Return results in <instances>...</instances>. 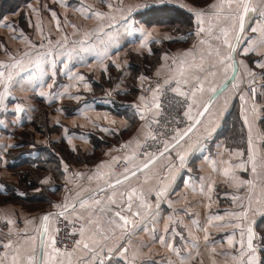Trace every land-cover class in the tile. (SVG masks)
<instances>
[{"label": "snow or ice", "instance_id": "6c2138e0", "mask_svg": "<svg viewBox=\"0 0 264 264\" xmlns=\"http://www.w3.org/2000/svg\"><path fill=\"white\" fill-rule=\"evenodd\" d=\"M169 2L171 0H155L157 5ZM101 3H105V0H101ZM61 6L71 7L65 3H61ZM151 6L148 3L125 5L123 0H120L118 4L106 3V11L94 9L83 3L73 10L79 12L85 20H95L97 22L95 32L97 33H104L105 28L110 31L119 17L127 31L141 33L140 47L145 48L152 33L146 32L143 27H134L135 13ZM28 7L34 14L40 11L32 5ZM181 7L185 5L182 4ZM188 11L194 16L196 25L191 34L194 37L192 47L180 53L179 56L169 57L165 54L163 59L166 62L169 59L172 61L168 66L171 75L157 80L154 87L147 89L149 95H140L139 103L132 105L135 115L144 123L136 136L113 149L116 152H124V155L122 157L112 156L110 162L101 161L97 164L96 172L87 177L88 186H78L74 194L73 190L66 189L68 194L65 195L63 201L51 205L58 211L42 215L39 224L31 219L25 220L23 237L13 239L11 226L15 224V221L6 218L9 231L8 238L0 241V247L3 249L0 251V264H136L139 247H146V245L139 246L129 258V249L132 246L130 237L137 231L138 223H144L142 230L147 232L146 221L148 218L155 220L150 198L154 193L155 206L159 209L161 199L167 198L170 194L175 174L185 168L189 173L192 172V169L187 167L189 153L194 146H198L203 151L201 142L211 138L233 97H238L240 100V117L243 120V127L248 132L247 159H243L245 152L239 149H225L226 157L224 152H218L219 159L203 157L212 171L222 177L225 183L234 187L237 192L244 189L246 193L243 196L232 195V201L238 203L239 211L225 212L223 215L212 216L208 220L209 225H212L214 220L224 221L213 225L214 227L233 229L232 233L227 236V244L231 251L217 253L214 247L209 248L208 229L204 227L201 230L205 233V247L210 252L211 264H218L215 259L217 255L224 257V264H264V259H262L264 235L258 236L251 219V216L257 213L264 215V150L258 149L252 138L254 121L258 118L259 112L264 109H258L256 103L255 72L243 60L239 62L244 69L245 76L253 78L248 81L251 92L249 96L248 92L242 88L244 80L240 76L236 61L238 50L244 56L254 53L260 57L255 61L256 66L264 69V0H256V2L254 0H212L206 8H188ZM252 13H257L259 19L255 25L246 27V22ZM51 18L55 22L56 31L62 33L60 39L54 42L50 37L44 36L41 26L37 24L36 31L41 35L39 44L31 41L21 30L19 37L14 36L13 39H23L26 50H17L12 53L5 49L7 59L0 60V109H7L5 101L12 95L14 87L19 85L23 90L30 85V81H25L24 77L20 76L21 72L29 67L35 68L40 76L41 87H43L45 83L43 77L48 75L45 64H50L52 83L47 86L51 88L55 83L57 73L64 71V69L57 68L55 55H66L70 59L72 51L75 50L72 48L54 55L55 47L67 49L71 43L73 46L78 44L83 48L86 46L87 38L92 35V30L84 31L79 41H70L69 34L63 32V28L71 27L73 36L80 33V28L71 23L67 16L62 24L55 11H51ZM6 20L7 16H0V26L16 32L15 25L5 23ZM249 31L257 35H245ZM166 38L171 39V37ZM38 49L46 50L38 51ZM106 55V52L103 55L98 54L97 58L102 63ZM49 57L53 58L49 60ZM61 63L64 62L61 61ZM116 67L119 65L117 64ZM163 67L164 65L156 70L157 77L161 76ZM68 76L70 80L83 83L85 89L89 88L83 75L72 73L69 70ZM139 79L143 82L149 77L141 75ZM261 79H264V74L261 75ZM72 87H77V85L65 86L63 92L55 94L56 98L69 95L70 99L79 101L80 95L73 96L68 93V89ZM141 87L143 88V84ZM166 91L174 94L173 99L180 98L175 102L183 108L182 116L188 122L183 129L174 127L171 135L166 133L167 124L163 125V130L157 131L153 128V125L160 126L161 124L159 119L162 113L161 97ZM40 95L48 94L41 91ZM221 99L222 104L217 106V102ZM249 100L252 102L250 109L248 108ZM89 107L91 105H85V108ZM23 111L22 105H15L18 121L19 114ZM80 111L83 114V109ZM107 118L105 116V119ZM85 119L94 124L91 118L85 116ZM175 122L177 125L183 123L178 118ZM101 131L108 132L109 129L102 128ZM193 136H196L195 140L192 139ZM149 140L162 144V148H157L155 151L150 150ZM68 143L71 144L70 138ZM218 147L221 146L218 145ZM162 158L166 160L162 173L156 172L155 165ZM121 162L123 166L120 171L112 168L113 164L120 165ZM61 163L68 183H72L73 178H83L84 173L81 172L68 175V165L63 160ZM249 165L252 178L242 179L238 171H247ZM104 169L108 171H102ZM153 179L157 181V185L145 189L144 186L149 185ZM208 179L211 183L205 185L203 183L205 178L199 177L201 193H204L205 187L209 193L213 191L215 180L211 177ZM133 180L136 183H132ZM191 180L192 177L189 176L184 184L192 187V191L195 192L196 188L191 185ZM93 181H95L94 185ZM41 183H47V180ZM0 188H3V185H0ZM173 203L172 200H168L169 207H172ZM225 217L229 219L225 220ZM62 221H66V226L71 230L66 233L65 240L58 241L61 228L57 225ZM168 221L175 224L172 215H169ZM192 224L197 228L200 227L196 220H193ZM29 225H33L32 234L28 232ZM152 231L155 232L154 227ZM163 231L165 235L159 237L153 235V240L177 257L176 261L169 259L167 264H191V261L195 259L192 252L189 251L187 255H184L166 239L168 233L177 234L176 228L165 223ZM190 247L195 249L196 254L199 255L197 240H193ZM199 264H203V260L199 261Z\"/></svg>", "mask_w": 264, "mask_h": 264}, {"label": "crops", "instance_id": "0c3cea01", "mask_svg": "<svg viewBox=\"0 0 264 264\" xmlns=\"http://www.w3.org/2000/svg\"><path fill=\"white\" fill-rule=\"evenodd\" d=\"M108 2L118 4L120 0H105V3L94 2V0L91 3L86 0H33L23 10L15 12V15L12 13L6 15L5 23L14 24L17 29L16 32L0 26V45H3L0 47V60L7 59L5 49L12 53L17 50H26L23 39H13L14 36L19 37L21 30L31 41L39 44L41 35L36 31L37 24L41 26L44 36L50 37L54 42L60 39L62 33L56 31L55 22L51 18V11L57 13L62 24L65 16H67L71 23L80 28V33L75 36L72 35L73 29L71 27L63 28V32L69 34L70 41H79L84 31L92 30V35L87 38L86 46L83 48L78 44L73 46L71 43L67 49L55 47L54 55L72 48L75 50L72 51L70 59L66 55H55L57 68L64 69V71L57 73L55 83L51 88L47 86L52 83L50 64H45L48 75L43 77L45 81L43 87H41L38 71L29 67L21 72L20 76H23L25 81H30V85L23 90L19 85L14 87L12 95L5 101L7 109H0V185H3V188H0V197L5 198V201L0 205V241H5L8 238L9 225L6 218L15 221V224L11 226L13 239L23 237L25 220L31 219L39 224L40 217L51 212L49 210H53L52 203L63 201L65 195L68 194L66 189L73 190L74 194L78 186H88L87 177L96 172L97 164L101 161L110 162L112 156L122 157L124 155V152H116L113 149L136 136L138 130L141 129V120L135 115V109L132 107V105L139 103L138 97L140 95H149L146 86L142 88L141 85L144 86L150 81L171 75L168 66L171 65L172 61L169 59L166 62L163 56L165 54L169 57L179 56L183 51L190 49L194 42V37L191 34L196 26L195 18L188 11V8H206L212 0H171V2L164 4L189 15L191 29L187 33L183 32V28L175 30L174 24L167 22L146 26L137 15L147 8L135 13L136 23L134 27H143L146 32L152 33L145 48L140 47L141 33L139 31H127L119 17L110 31L105 28L104 33H97L95 32L97 24L95 20H85L79 12L73 10L83 3L86 6L92 5L91 7L94 9L106 11L105 4ZM61 3L69 4L71 7H62ZM123 3L125 5L130 4L126 0H123ZM148 4L152 5L151 7L163 6L157 5L155 0H150ZM182 4L185 7H181ZM29 5L40 9L35 17H33ZM68 11L70 13L64 15L63 12ZM258 19L257 13L250 14L246 27L255 25ZM245 35L255 36L257 34L249 31ZM166 37H171V39ZM44 42L47 43L46 40ZM45 50L38 49V51ZM105 52L107 55L101 63L97 58L98 54L103 55ZM33 54L35 55V52ZM144 57L155 62V66L148 73L143 70L140 72L139 69L141 68L137 66L139 59ZM52 58L49 57L48 59L51 60ZM258 59L260 57L256 54L244 56L240 50L236 56L240 76L246 85L249 86L248 81L253 78L245 76L244 69L239 62L243 60L255 72L256 103L258 109H264V95H262L264 93V79H261L264 69L256 66L255 61ZM117 64L119 67H116ZM162 65L164 67L161 69V76L157 77L156 70L160 69ZM144 66L149 69V65ZM69 70L72 73L83 75L89 88L85 89L83 83L79 81L70 80ZM141 75L147 76L149 79L141 82L139 79ZM70 84H76L77 87L68 89V93L73 96L80 95L81 99L79 101L70 99L69 95L57 99L55 94L63 92L65 86ZM242 88L244 90L243 85ZM41 91L48 95L41 96ZM222 102V99L218 101L217 106ZM251 103L249 100V109ZM16 104H20L24 108V111L19 114V121L15 112ZM85 105H91V107L85 108ZM81 109H83V114H81ZM229 114L231 117H228ZM235 115L240 122L238 128L233 126V116ZM85 116L91 118L94 124L86 120ZM105 116L108 118L105 119ZM35 121L44 122L46 128L41 130V128L33 125ZM102 128L109 129V131H101ZM24 129L26 131H23ZM240 129L243 131V135H240ZM247 137V129L243 127V120L240 117V100L238 97H233L211 138L201 142L203 151L198 146H194L189 153L187 167L191 168L192 172L189 173L185 168L175 174V181L171 185L170 194L167 198L161 199L159 209L155 206L153 193L150 199L153 204L152 211L155 214V220L148 218L146 221L147 232L142 230L144 223H138L137 231L130 237L132 246L129 249V258L139 246L146 245V247H139L136 264H153V262L155 264H167L169 259L176 261L177 257L172 252L153 240V235L156 237L165 235L163 231L165 223H169L170 227H175L177 231L176 235L168 233L166 239L184 255L191 251L195 257L191 264H199L201 260H203V264H211L210 252L205 247V233L201 230L204 227L208 229L209 248L214 247L217 253L231 251L227 244V236L232 233L233 229L214 227L213 225L224 221L214 220L212 225H209L208 220L212 216L223 215L225 212L239 211L238 203L232 201V195L243 196L246 193L244 189L237 192L234 187L225 183L222 177L212 171L203 157L209 156L219 159L218 152H224L226 157L225 149H239L245 152L243 159L246 160ZM69 138L71 144L68 143ZM252 138L254 145L258 149L264 150V111H260L258 118L254 121ZM192 139L195 140L196 136H193ZM242 139L244 140L242 141ZM240 141L244 145L237 147L236 144ZM61 160L68 165V175L81 172L84 173L83 178H73L72 183H68ZM165 163L166 160L163 158L158 160L155 171L162 173ZM117 166L113 164L112 168L120 171L116 169ZM102 171H108V169ZM238 175L242 179L252 178L250 165L247 171L239 170ZM189 176L192 177L190 183L196 188L195 192L192 191V187L184 184ZM201 176L205 178L203 181L205 185L211 183L209 177L215 180L211 193L207 191V187H205L204 193L199 191L201 183L199 177ZM161 178L163 177L161 176ZM44 180H47V183H41ZM132 183H136V181L133 180ZM94 184L95 181H93ZM156 185L157 181L153 179L149 185L144 187L147 189L149 186L154 187ZM209 196L211 197L210 200ZM169 199L174 202L172 207H169ZM169 215L174 217L175 224L168 221ZM228 219L225 217V220ZM251 219L253 220L254 231L258 236L264 235V215L257 213L251 216ZM193 220L199 222V228L192 224ZM153 227L155 228L154 233ZM32 228L33 225L28 226L29 234H32ZM193 240H197L199 243V255L196 254L195 249L190 247ZM2 250L0 247V251ZM263 257L262 259H264ZM215 259L218 264H224V257L217 255Z\"/></svg>", "mask_w": 264, "mask_h": 264}, {"label": "trees", "instance_id": "16d2710c", "mask_svg": "<svg viewBox=\"0 0 264 264\" xmlns=\"http://www.w3.org/2000/svg\"><path fill=\"white\" fill-rule=\"evenodd\" d=\"M31 1L33 0H0V16H6L7 14L21 11ZM172 14H174V16H172ZM137 17L141 18L142 22L146 26L153 24V23L163 24V22H167V23L174 24L173 27L175 28V30H178V28L179 29L183 28L182 30L184 33H187L189 29H191V26H190L191 20H190L189 15L185 14L183 11L176 10L175 8L167 7L166 5H163L161 7L147 8L146 10L138 13ZM153 60H157V59H153ZM146 64L149 65V69L145 68L144 65ZM140 65L142 67L141 69H139L140 72L143 70L145 73H148L150 69L155 66V62H152V59L150 58L144 57L142 59H139V62L137 65L138 68L140 67ZM145 86L146 85H144L143 88H145ZM232 113L230 114L232 115ZM230 114L228 117H231ZM233 117H234L233 126L235 128H238L240 126L239 119L236 117V115ZM41 121H44V120H41ZM41 121H39L40 123H38V121H35L33 125L43 130L44 128H46V125L44 122L41 123ZM240 133H241L240 135H243V131H241V129H240ZM243 140L244 139H242V141ZM242 141L238 142L236 146L242 147L244 145Z\"/></svg>", "mask_w": 264, "mask_h": 264}, {"label": "built area", "instance_id": "2783aa9c", "mask_svg": "<svg viewBox=\"0 0 264 264\" xmlns=\"http://www.w3.org/2000/svg\"><path fill=\"white\" fill-rule=\"evenodd\" d=\"M158 80H162V79H158ZM156 81L157 80L148 82L146 84V89H149L150 87H154ZM243 87H244V90L248 92V95L251 96V92L249 90L250 86L246 85V83L244 82ZM173 96H174L173 93L167 92V91L162 95V97H161V99H162V113L159 117L161 124H160V126L153 125V128L156 129L157 131H159V130H163V125L167 124V129H166L167 135H171V130L174 127H179L181 129H183L186 126V124L188 123L186 118H184L182 116L183 108L175 102V100H178L180 98L177 97V98L173 99ZM177 118L182 120L183 123L177 125L175 122ZM169 121H171V122L169 123ZM143 123L144 122L141 121L140 126ZM158 139H159V137H158ZM148 145H151L150 150H152V151H155L157 148H162V144H157L151 140L148 141ZM122 166H123V164H120L116 167V169L120 170L122 168ZM53 212H56V211H53ZM66 225H67L66 221H62L61 223H59L57 225L58 227L61 228V231L58 235V241L65 240L66 233L71 230V228L66 226Z\"/></svg>", "mask_w": 264, "mask_h": 264}, {"label": "rangeland", "instance_id": "374dc122", "mask_svg": "<svg viewBox=\"0 0 264 264\" xmlns=\"http://www.w3.org/2000/svg\"><path fill=\"white\" fill-rule=\"evenodd\" d=\"M44 1V0H43ZM86 1H89V3H91V1L92 0H86ZM94 2H98V3H100L101 2V0H94ZM126 2L127 3H130V4H135V3H137V2H141V3H149L150 2V0H126ZM51 3V2H50ZM34 4V3H33ZM49 4V3H48ZM35 5V4H34ZM92 6V5H91ZM64 13V15H66V14H68V13H70L69 11L68 12H63ZM32 14H33V17H35V14L32 12ZM166 14V13H165ZM172 16H174V14H172ZM75 17V16H74ZM177 28V27H176ZM178 30H181V29H179L178 28ZM146 58H148V57H146ZM139 68H142L141 67V65H140V67ZM23 131H26V129H24ZM5 201V198H2V197H0V205H2V203ZM49 211H51V212H53V211H58L57 209H53V210H49Z\"/></svg>", "mask_w": 264, "mask_h": 264}]
</instances>
